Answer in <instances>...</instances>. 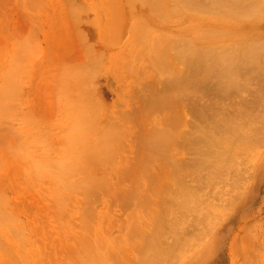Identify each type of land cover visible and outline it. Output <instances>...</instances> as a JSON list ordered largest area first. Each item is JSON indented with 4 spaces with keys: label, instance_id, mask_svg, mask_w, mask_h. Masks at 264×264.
<instances>
[{
    "label": "bare ground",
    "instance_id": "bare-ground-1",
    "mask_svg": "<svg viewBox=\"0 0 264 264\" xmlns=\"http://www.w3.org/2000/svg\"><path fill=\"white\" fill-rule=\"evenodd\" d=\"M115 1L98 0V3L94 2L95 4L92 0V3L90 0L87 2L90 5L93 4L88 5L90 8L93 7L90 12H94L97 18L98 14H102ZM28 2L34 5L33 0ZM125 4L126 6L121 9V15L119 13L116 16L125 17L132 22L129 27L131 36L127 46L121 50L123 52L120 57L114 60L116 63L119 61L120 63L117 64L120 65L129 62L132 65L133 63L139 65L145 63L144 69L148 68L146 70L148 74L152 70L155 71L154 75L148 76L147 72L141 68V71L143 69L142 74L140 69V72L135 71L138 73L137 76L144 75L146 72L151 83L162 88L160 96V93H156L154 100L145 102L144 116L132 112V108L126 105L124 110L117 109L119 111L117 121L121 124L100 128L101 125L96 122V119L90 120V116L96 113L93 110L94 113L90 110L88 114L86 112L92 108L87 106L86 102L84 103L86 94L82 97L85 92L84 80H82L85 74L81 76L80 73L79 75L74 73V80L73 77L71 80L78 93L62 112L64 116L76 114L77 117L74 127H69L65 136L63 135L57 144L50 145L46 142L43 132L40 134L33 131L35 136H32V128L28 123L22 125L25 128L29 125L31 129H27L28 132L20 128L24 131L23 134H28V137L22 136L21 130H17L19 137H25L27 140L17 137L12 127H10L11 130L9 127L8 130L6 129L7 134L4 133L6 132L3 131L4 129H1L2 134H5V137H0L1 140L16 141L18 146L26 152L25 155V152L21 150L15 155H18L16 159L22 157L19 156L21 152L20 154H24L28 159L25 156V161L20 158L22 163L29 162L30 167L24 164L29 167L26 169L27 185L30 187L33 183L32 179L37 178L36 181L40 180L42 183L46 179L44 182L50 185L51 191L48 192H51L49 195L54 197L52 201L55 199L53 204L56 205L59 213H64L66 205L71 200H75L76 197H71L72 193H77L75 195L80 197V203L85 208L82 216L85 215L83 216L84 221L80 219L79 222L82 234H78L74 239L75 241L89 240L93 242V245L78 244L77 251L73 253L78 258L76 263L73 262L75 264H113L111 258L117 257L116 245H100L98 240L100 234L94 232L93 228L91 231L90 227L93 226L92 224L102 225V222L107 225L113 224L109 219L110 208L116 207L124 213V218L116 224V227H122L128 233V235L125 233L126 236H120L118 242L125 243L128 239L133 243L141 241L138 243L140 244L138 248L136 243L135 246L133 245L136 248L130 246L132 252L136 253L138 264H153L151 260L156 255L162 259L161 264H171L176 260L175 258L178 260L177 243L183 239L186 240L184 237H188V240L194 239L191 232H188V228L194 227L190 225L194 220L193 217L197 218L195 220L197 229L205 227L203 230L207 233H211V227L215 221L224 217L221 214L223 211L221 213L219 211L217 216L214 215L217 214L215 210L217 207L214 208L207 202L206 197L208 199L211 194L215 193L214 196L221 194L223 184L226 187L231 185L232 190L236 191L240 183L242 167L251 161L253 153L256 154L257 149L264 145V88L258 87L254 91V86L252 87L257 79L264 78V27H261L264 0H125ZM81 5L72 4L73 7L80 9L83 7ZM89 10L87 6V9L83 10L84 14L86 15ZM73 11L75 16L83 15L82 12ZM113 20L114 25L120 23ZM176 22L185 23V26L172 31V24ZM26 51V49L23 51L25 55L22 52L18 54L20 61L13 62L17 55L13 60L11 59L12 64L10 61L7 67H12L13 70L7 73L9 70L7 69V75L0 85L3 86L0 87L2 89L0 118H5L4 121L1 119L3 122L5 120L8 122L14 116L12 115L14 113H11L13 111L11 109L14 108L11 102L15 101L17 91H20L21 87L18 82V90L16 89L17 71L12 65L14 63L18 66L21 61L26 60L27 62L23 63L24 66L20 63L16 68L19 70L24 68L27 71L28 65L25 66V64L30 62L28 59L34 50H28V54ZM29 52L32 54L27 56ZM21 57H26V59L23 60ZM164 60L168 64L161 63ZM96 63L99 64V62ZM96 63L94 65H97ZM137 65L136 69L140 67ZM98 66L94 68L91 66V68H100L101 65ZM149 69H151L150 72ZM90 71L92 73V70ZM132 73L134 74L133 70L128 74L133 75ZM134 76L135 83L138 77L136 74ZM207 84L210 88L208 86L204 88ZM207 87L212 90L214 101L205 103L203 106L205 112L201 110L195 114L196 122L188 124L186 120L183 121L181 118L183 113L171 115L167 129L153 130L148 137L140 140L142 152H138V156L143 157L151 153L150 158L147 160L139 157L136 160L130 159L128 164L120 167L109 159L110 156L123 150L126 146L125 140L131 139L125 131L130 129L131 123L136 120L137 116V119L143 116L146 121L155 117L157 112L172 114L186 100L185 97L195 100L205 92ZM258 89L260 90L256 91ZM167 91L168 95H165ZM65 92L64 94L67 93ZM244 93L251 95V102L241 98ZM122 95L120 91V102L124 106L126 103ZM214 105L217 107L213 108ZM83 112L86 114L83 115ZM130 114L131 116H128ZM85 115H87L86 118ZM87 119L92 122L90 123ZM4 141H2L4 144H8ZM20 141L22 145L19 144ZM7 144L3 145V148L4 146L8 148ZM12 144L8 151L4 148V152H10L9 155L14 154L13 151L17 148L14 147V143ZM0 149L3 150L1 147ZM183 150H188L191 154L187 162H183L178 157V153ZM263 158L264 154H261L257 159ZM156 160L159 161L162 172H153ZM1 161L0 165L4 162L5 164L2 165L4 167L8 163L6 159ZM27 170L28 172L31 170L32 179L27 177ZM107 170L112 171L102 174ZM187 179L191 180V187L185 181ZM3 194L0 186V226H4L6 221L4 210L10 209L6 208V202L9 200H6L7 197ZM107 201L109 203L105 205L104 202ZM65 202L68 203L65 205ZM97 204H103V206L96 211L97 216L93 220L92 210ZM145 207H150L153 211L145 212ZM61 223L64 225L65 220ZM143 229H149L150 232L147 234ZM18 231H13L11 234L13 233L18 238L19 234L22 235ZM198 233L202 235L204 231ZM199 234L196 235L198 238H200ZM178 244L180 246V242ZM172 257L174 260L171 261ZM156 258L155 262L159 263L160 259L157 258L159 260L157 262Z\"/></svg>",
    "mask_w": 264,
    "mask_h": 264
},
{
    "label": "rangeland",
    "instance_id": "rangeland-1",
    "mask_svg": "<svg viewBox=\"0 0 264 264\" xmlns=\"http://www.w3.org/2000/svg\"><path fill=\"white\" fill-rule=\"evenodd\" d=\"M28 1L32 2V0H0V85L7 73L13 70L12 67H7V65H10L11 59L13 60L17 55L18 59L15 57L13 62H18L20 61L18 56L20 52L24 53V49L27 51L34 50V52L31 51L33 54L29 52V55H27L30 56L32 54L28 59L30 60V64H25V66L28 65L27 71L24 68H20V70L16 68L19 67L20 63L23 65L26 60L21 61L18 66L14 63L12 65L15 66L14 70L16 69L17 71L16 77L18 81L14 82L16 89L18 82H20L18 85L20 84L21 87L20 91L16 90L18 94L15 97L16 99L14 98L15 101L11 102L12 107L14 106L11 109V111L13 110L11 113H14L12 114L14 116L10 119H15L3 122L5 118H0V137H5V134L3 135L2 133L6 131L4 133L7 134L8 127L9 129L12 127L17 137L20 134L22 136L25 135L23 134L24 131L20 128H23L26 132H28L27 129L32 128V136H35V132L40 134L43 132L42 134H44L46 142L50 145L57 144L63 135L65 136V132L69 130V127H74L77 117L76 114L64 116L62 112L71 103V99L78 93L75 90L76 86L74 82L71 80V77L75 76L74 73L76 75L80 73L81 76L85 74L83 76L84 79H82L84 80L85 92L81 95L83 97L86 94L84 103L86 102V105L92 108H87L88 110L85 111L87 114L89 110L90 112L93 110L96 113L93 115L95 117L90 116L91 119H89H96V122L101 125H99L100 128L104 129V127L121 124L117 121L119 119L117 116L119 111L117 109L122 108L124 110L126 105L132 108V112L139 114V116L141 114L144 116L146 109L145 102L147 100L148 102L149 100H154L156 98L154 94L156 93H160V96L162 88L151 83L147 77L148 71L146 70L148 68L144 69L146 67L145 63L140 65L133 63V66L129 62L128 64L124 63L120 65L117 64L120 63L119 61L116 63V60H114L120 57L123 52L121 50L127 46L131 36L129 27L132 22L125 17L120 18L116 16L119 13L121 15V9L126 6L125 0H116L111 7L104 10L102 14H98L99 17L97 18H95L96 14L94 15V12H90L93 7H89L90 4L87 2L89 0H39L40 2L33 0V6ZM92 1L93 3H98V0ZM72 4H82L83 7L81 5V9L75 8ZM87 6L90 10L85 15L83 10L87 9ZM73 10L82 12L81 14L85 15V17L83 15H73ZM262 18L264 20V12ZM112 20L120 23L116 24V26ZM263 20L261 27H264ZM184 26L185 23L176 22L172 24V31H176L178 28H183ZM27 51L26 54H28ZM22 59L24 60L26 57ZM165 61H161V63H164V65L168 64ZM93 62H99V64L96 63L97 65H94ZM137 64L140 66L137 68L138 70L136 69ZM98 65L101 66L100 68L96 67V70L91 68V66L94 68ZM127 68H131L134 74H128L132 70H128ZM141 68L147 72V74L145 72L146 75L144 72V75H141L143 71V69L141 71ZM7 69L9 70L7 71ZM139 69L141 71L139 75L141 76L138 77V73L135 71L138 72ZM90 70H92V73ZM153 72L155 71L152 70L148 76L154 75ZM135 74L138 80L134 83L136 81ZM69 83L72 86L71 84L69 86ZM206 86L209 87L207 84L204 88ZM253 86L254 91L258 87H261L260 89L264 88V78L257 79L253 83ZM208 87L203 94H200L201 98L198 97L195 100L193 98L192 100L185 97L186 100L183 101L182 105L179 107L177 105V110L173 107L176 111L172 109V112L174 111L172 114L157 112L155 117L146 121H144L143 116L140 119H137V116L136 120L131 123L130 129L125 131L127 135H130L131 139L129 141L125 140L126 146L123 150L119 151L116 155L110 156L109 159L119 167L128 164L130 159L136 160L139 157L138 152H142V142L140 140L148 137L153 130L167 129L168 121L172 117L171 115L175 116L183 113L181 115L183 121L186 120L188 124L196 122L195 114L201 110L205 112L203 108L205 103L208 104L214 101L212 90ZM1 90L0 92H2ZM120 91H122V97H124V103H126L124 106L120 102ZM165 95H168V91ZM241 98L248 102H251L252 99L248 93L242 94ZM84 107L86 108V106ZM214 107L217 106L214 105ZM84 114L86 113L83 112ZM86 116L84 117L86 118ZM128 116H131V114ZM81 118H83L82 115ZM24 123H28L31 128L29 125L28 128L22 126ZM122 126L124 127V125ZM1 129L4 130L2 131ZM18 129L21 130L20 134L17 133ZM36 130L41 131L38 132ZM27 135L26 133L25 136ZM6 138L9 139L10 137ZM4 140L7 141L3 139L0 142ZM9 140L7 141L8 144H4L3 142V144H0V147L3 149H0V152H2L0 153V158L2 161L6 159L8 162L5 167L2 166L5 164L4 162V164L0 165L1 170L3 168L2 172L0 170V184H2L0 186L4 192L3 195L7 197L6 200H9V202H6V208H10L8 209L9 211L4 210L5 212L2 210L5 213L6 221L4 226H0V264H75L78 258L73 253L77 251L78 244L93 245V242L89 240L75 241L74 239L78 234H82L79 222L80 219L84 221L83 216L85 215L83 214L82 216L83 209L85 208L80 203V197L75 195L77 193H72V196L69 194L71 197H76L75 200H71L67 205L66 203L68 202H65L67 206H65L66 210H64V213L62 212L63 215L59 213L55 207L56 205L53 204L55 199L52 201L53 196L49 195L51 192L48 191H51V189H49L50 185L45 184V178V180L42 179L43 183L40 180H37V182V178H31L33 176L30 173L31 170L29 172L27 170V177L29 176L33 182L29 181L31 183L30 187L27 185L26 169L30 166L29 162L22 163L25 161L24 156L26 152L22 147L18 146V142ZM25 140L24 142H26ZM12 143L17 148L14 149L16 150L13 151L14 154L9 155L10 152L6 153L4 151L5 149L8 151ZM6 144L8 148L4 146V149L3 145ZM19 144L22 145V141ZM21 150L25 152H23L25 155L20 154V152L19 156L22 157L16 159L18 155H15V153ZM258 153L260 155L264 154V145L257 149L256 154ZM256 154L253 153L251 161L242 167L241 179L236 191L232 190L231 185H227L226 187L223 184L221 194L218 195L220 198L214 196L215 193L214 195L211 194L208 199L206 197L205 200L214 208H219V210L215 208L217 212L215 210L213 212L215 211L217 214H213L217 216L219 211L220 213L223 211L221 214L224 217L219 218L217 222L215 221V224L211 227V233L203 230L205 227L197 229V225H195L197 218L193 217L194 220L190 225L194 227L188 228V232H191L190 234H192V238L194 237V239L188 240V237H184L187 241L185 239L179 241L180 246L179 242L177 243L178 246L175 244L178 250L176 253H179L177 256L179 259L177 260L175 258L176 255L173 254L176 260L172 263L170 262L171 264H264V158L258 160L257 158L260 155L257 156ZM150 157L151 153H147L139 158L147 160ZM178 157L183 162H187L190 160L191 154L188 150H183L178 153ZM20 158L23 160L22 162ZM16 160L18 161L16 162ZM25 163L29 167L25 166ZM152 170L154 173L155 171L162 172L159 161L156 160ZM111 171L107 170L104 173L102 172V174H107ZM185 181L189 187L192 186L190 179ZM108 203V201L104 202L105 205H108ZM102 206L103 204H97L92 210L93 214L91 216L93 220L97 216L96 211H99ZM144 210L145 212L153 211L150 207H145ZM123 218L124 213L119 207L110 208L109 219L113 224L107 225L103 222L102 225L92 224L93 226L90 229L92 231L93 228L94 232L100 234L98 238L100 245H116L117 257L111 258L113 264H132V262L138 264L139 260L137 261L136 259V253L132 252L130 246L136 243L135 245L138 248L140 245L138 243L141 241H134L133 243V241L129 242L130 239H128L129 243L118 242L120 236L128 235L122 227H116V224ZM61 219L62 221L65 220L64 225H61ZM148 230L145 233L148 234L150 232ZM13 231L21 232L22 235L19 234L22 236L21 239L19 238L20 236L18 239L13 233L12 235L11 232ZM201 231H204V234L200 235L201 233H198ZM197 234H199L200 238L197 237ZM173 248L172 251H174ZM133 257H135V261L131 262ZM156 257L160 259V256L156 255ZM156 257L151 262L156 263ZM120 258L123 260L122 262ZM172 259L173 257L171 261ZM169 260L165 261L169 262ZM161 263L162 259L156 264Z\"/></svg>",
    "mask_w": 264,
    "mask_h": 264
}]
</instances>
